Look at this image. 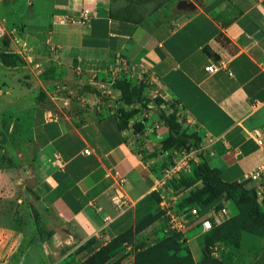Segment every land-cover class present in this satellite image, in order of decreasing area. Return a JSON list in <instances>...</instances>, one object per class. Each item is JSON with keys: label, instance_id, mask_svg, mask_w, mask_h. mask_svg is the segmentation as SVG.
I'll return each mask as SVG.
<instances>
[{"label": "crops", "instance_id": "obj_1", "mask_svg": "<svg viewBox=\"0 0 264 264\" xmlns=\"http://www.w3.org/2000/svg\"><path fill=\"white\" fill-rule=\"evenodd\" d=\"M184 1L186 7L171 12L175 0H28L26 37L47 46L51 65L76 94L38 105L32 121L50 231L40 264H60L94 239L77 254L83 261L158 208L151 195L160 159L144 158L136 145L140 115L132 110L140 103L124 104L112 86L127 76L175 102L203 130L209 140L204 157L224 181L252 187L248 175L264 165V2ZM84 9L91 11L89 26L67 23ZM211 65L214 73L206 70ZM116 172L128 179L120 189ZM117 191L127 199L125 208L111 201ZM222 205L230 218L238 214L232 200ZM165 226L159 219L136 238L151 244ZM180 235L195 263L205 261L190 247L199 240L204 251L200 224L192 220ZM137 251L121 264H134ZM228 264H264V237L243 232Z\"/></svg>", "mask_w": 264, "mask_h": 264}, {"label": "rangeland", "instance_id": "obj_2", "mask_svg": "<svg viewBox=\"0 0 264 264\" xmlns=\"http://www.w3.org/2000/svg\"><path fill=\"white\" fill-rule=\"evenodd\" d=\"M186 6L187 1L183 3L175 0L170 10L178 12ZM29 7L28 0H0V54L7 55L16 63L5 67L0 61V264H40L44 256L43 242L50 231L45 225L47 212L40 203L41 153L32 136V121L38 105H48L55 96L69 98L75 94H72L70 83L63 79L64 72L55 80L60 74L58 75L55 65L50 63L47 46L39 47L26 37ZM50 74L55 77L53 80L48 79ZM126 78L132 81L129 76ZM102 81L108 84L106 89L109 90L110 81ZM141 83L145 86L144 100L139 108L132 110L140 115L135 123V133L140 134L141 139L136 142L137 147L146 154L144 158L159 157V162L154 166L158 179L162 170L178 160L183 150L192 154L193 159L189 163L193 166L194 161L201 154L204 155L209 142L203 130L189 121L175 102H165L154 97L151 85ZM160 109L174 115L181 125V132L187 137H193L163 155L162 144L168 136V129L160 119ZM146 130L149 132L146 133ZM180 175L181 178L182 174ZM176 182H180V179ZM185 195L186 189L183 188L178 194L179 204L183 202ZM158 197H155L157 202ZM179 208L183 209L181 204ZM155 211L164 215L160 206ZM161 219L167 225V218L163 216ZM164 232L166 226L163 235ZM163 235L161 233L159 237ZM202 237L203 235L200 236L201 242ZM141 245L147 243L141 244L135 237L132 243L120 248L110 263L119 258H128ZM190 247L196 258L203 256L199 240L192 241ZM212 251L211 258L217 263L228 264L234 257V251L223 244L215 245ZM205 261L200 264H211L210 261ZM81 262L73 254L60 264Z\"/></svg>", "mask_w": 264, "mask_h": 264}, {"label": "trees", "instance_id": "obj_3", "mask_svg": "<svg viewBox=\"0 0 264 264\" xmlns=\"http://www.w3.org/2000/svg\"><path fill=\"white\" fill-rule=\"evenodd\" d=\"M0 61L5 67L16 64L4 54H0ZM48 70L51 72L50 69ZM55 71L57 73L56 69ZM59 77L60 75L55 78L50 74L48 79L58 80ZM143 84L134 85L125 78L112 83V86L121 92V102L132 105L143 102L145 88ZM85 89L98 95L97 91L91 87H85ZM159 116L168 129V136L162 144V154H167L172 149L179 147L180 144H184L187 139L193 138L187 137L184 132H181V125L174 115H169L160 109ZM170 186L174 188L177 195L181 189H186V195L182 198L183 202L180 203L183 209L179 208L180 204L177 206L178 209L182 211L196 207L199 209L201 217L206 216L212 206L221 207L225 200H232L237 206V215L221 225H214L210 232L203 234L204 258L211 264H221L211 258L215 245L223 244L231 248L235 255L241 246L243 232L264 237V203L259 202L255 190L250 187L248 182L224 181L221 172L212 168L203 154L194 161L191 175H182L180 182L173 181ZM194 186L197 187L193 189ZM151 196L154 199L159 196V201H156L159 206L161 202L159 193L153 192ZM208 208L210 209L207 211ZM162 217V213L158 211L148 214L137 222L135 229H130L106 245L99 247L80 264H109L120 248L125 244L132 243L138 234ZM181 239L180 234L170 233L163 235L161 239L151 244L141 245L135 255L134 264H196L188 246ZM94 244V239L89 240L77 250L76 255L90 249ZM122 260L124 259L119 258L110 264H121Z\"/></svg>", "mask_w": 264, "mask_h": 264}, {"label": "built area", "instance_id": "obj_4", "mask_svg": "<svg viewBox=\"0 0 264 264\" xmlns=\"http://www.w3.org/2000/svg\"><path fill=\"white\" fill-rule=\"evenodd\" d=\"M264 2V0H261ZM91 18V11L84 9L80 18L74 20H68L70 25L89 26ZM207 72L214 73L216 68L211 65L206 68ZM261 144V142H259ZM89 153V151H87ZM192 154L183 150L180 153L178 160H175L171 165L169 164L162 170L160 178L157 180L154 187V192L159 193L161 202L159 204L161 211L167 218L166 232L165 234L177 233L182 234L189 231L192 224V220L197 221L200 224L201 233L206 234L210 232L214 225H221L230 219V213L227 206L213 207L209 210L206 216L201 217L199 209L194 207L180 211L178 209L179 199L175 193L174 188L170 186V183L174 180L180 179V174H191L193 166L190 162L192 160ZM196 161V160H195ZM117 187L120 189L127 182V177L120 175L116 172ZM251 183L252 188L255 190V194L260 203H264V165L259 166L256 171L250 173L247 177ZM112 203L117 208H125L128 205L127 199L124 195L117 191L112 197Z\"/></svg>", "mask_w": 264, "mask_h": 264}]
</instances>
